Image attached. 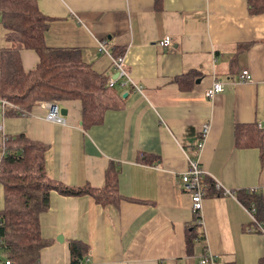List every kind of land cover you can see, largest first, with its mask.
I'll return each instance as SVG.
<instances>
[{"label": "crops", "instance_id": "1", "mask_svg": "<svg viewBox=\"0 0 264 264\" xmlns=\"http://www.w3.org/2000/svg\"><path fill=\"white\" fill-rule=\"evenodd\" d=\"M36 1L51 17L47 46L75 48L94 70L116 77L109 55L97 48L105 41L112 55H125L123 68L140 87L117 78L112 88L122 106L88 129L80 126L81 103L74 99L57 101L64 125L45 119L46 101L0 115V155L4 136L24 133L46 146L44 170L60 183L102 187L111 161L119 169L117 204L50 192L39 219L49 243L38 264H70L72 240L89 247L78 264H201L205 251L214 264H257L264 234L237 193L260 196L264 229V166L259 149L236 146L233 133L236 123L251 121L264 131V13L251 14L247 0ZM165 36L171 42L162 46ZM20 58L24 70L38 60L24 48ZM243 69L251 80L239 82ZM215 80L224 90L209 99L203 92ZM204 123L209 131L197 153ZM188 157L205 171L202 225L181 185ZM2 194L0 186V207Z\"/></svg>", "mask_w": 264, "mask_h": 264}, {"label": "trees", "instance_id": "2", "mask_svg": "<svg viewBox=\"0 0 264 264\" xmlns=\"http://www.w3.org/2000/svg\"><path fill=\"white\" fill-rule=\"evenodd\" d=\"M246 6L251 14L264 13V0H247ZM50 19L42 14L36 0H0V25L5 32V42L0 47V98L15 106L5 113L23 114L39 101L74 99L81 103L80 126L88 129L103 121L106 110L122 106L120 94L104 83V74L85 62L77 49L49 47L44 43ZM23 48L37 54L38 60L32 69L24 70L20 58ZM263 132L251 121L236 123L233 133L236 146L259 149L261 166H264ZM1 144L0 256L11 264H38L39 252L49 243L41 235L39 219L48 209L51 191L88 195L101 205L117 204L122 198L116 181L119 169L112 161L106 167L102 187L85 184L74 187L47 176L43 156L46 146L42 142L19 133L4 136ZM237 197L242 205L255 204L256 218L262 217L258 194L239 191ZM68 246L70 264L80 263L88 254L87 243L72 240ZM257 264H264V255Z\"/></svg>", "mask_w": 264, "mask_h": 264}, {"label": "built area", "instance_id": "3", "mask_svg": "<svg viewBox=\"0 0 264 264\" xmlns=\"http://www.w3.org/2000/svg\"><path fill=\"white\" fill-rule=\"evenodd\" d=\"M171 42V38L169 36H165L162 38L161 41H159L160 45L167 46ZM97 48L98 51L101 52L102 54L109 55L111 65L113 66V69L116 71V77H109L105 78L104 83L112 87L117 80V78L123 77V83H131L136 90H140V87L132 82L131 77L129 76L128 72L126 71L124 66L125 62V55L124 54H119V55H112L108 49V47L105 46V41L99 40L97 43ZM251 74L249 72V69H243L240 71V74L238 76L239 82H247L251 80L250 78ZM223 83L222 81L215 80L212 82V84L205 89L203 94H205L206 97L209 99L213 98L216 94L219 92L223 91ZM46 111H45V119L54 122L55 124L59 125H64L65 124V116L60 113V107L57 102L53 101H46ZM9 107L14 108L15 106L12 105L11 102L5 101L4 99L0 98V115L3 116V114L9 109ZM209 131V123H204L199 131V139L196 145L195 150H197V153L201 152V148L203 147L204 140H205V135ZM4 140V139H3ZM2 143V141H1ZM198 159L194 157H188V169L184 172H182V175L180 177L181 179V185L183 188L186 190L187 193H189L190 198H191V209L192 212L195 216V221L197 225H202L203 220H202V204H203V199L205 197V184L203 181V176L205 171H203L202 167L198 163ZM216 187L221 189V185L216 183ZM218 189V190H219ZM229 193V191L224 190V193ZM245 206V209L247 210L249 214V218L251 221L257 224V227L260 232L264 234V229L262 227L261 222L256 218L257 216V210L255 207V204H250L249 206ZM215 256L211 252L205 251L201 257L199 263L201 264H214ZM0 264H11L10 260L8 259H2L0 260Z\"/></svg>", "mask_w": 264, "mask_h": 264}, {"label": "water", "instance_id": "4", "mask_svg": "<svg viewBox=\"0 0 264 264\" xmlns=\"http://www.w3.org/2000/svg\"><path fill=\"white\" fill-rule=\"evenodd\" d=\"M60 113H62L64 116L66 115V113H65V109L64 108H60V111H59ZM60 237L61 236H58L56 239L57 240H60Z\"/></svg>", "mask_w": 264, "mask_h": 264}]
</instances>
